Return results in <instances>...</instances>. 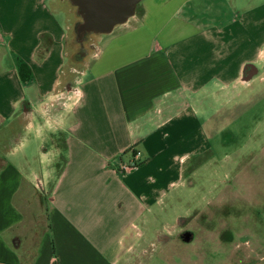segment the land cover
Returning <instances> with one entry per match:
<instances>
[{
	"label": "crops",
	"instance_id": "obj_1",
	"mask_svg": "<svg viewBox=\"0 0 264 264\" xmlns=\"http://www.w3.org/2000/svg\"><path fill=\"white\" fill-rule=\"evenodd\" d=\"M209 1L141 0L75 75L71 7L0 0V264H124L140 248L145 213L205 159L209 96L264 80V0Z\"/></svg>",
	"mask_w": 264,
	"mask_h": 264
},
{
	"label": "rangeland",
	"instance_id": "obj_2",
	"mask_svg": "<svg viewBox=\"0 0 264 264\" xmlns=\"http://www.w3.org/2000/svg\"><path fill=\"white\" fill-rule=\"evenodd\" d=\"M209 2L210 14L220 3ZM64 5L75 15L68 0ZM223 10L230 13L226 1ZM115 35H89L92 43L82 51L73 32L71 72L92 60L97 37L99 44L120 42ZM254 81L249 97L219 102L209 96L205 159L184 185L145 213L140 248L124 264H264V80ZM186 230L192 238L181 236Z\"/></svg>",
	"mask_w": 264,
	"mask_h": 264
},
{
	"label": "water",
	"instance_id": "obj_3",
	"mask_svg": "<svg viewBox=\"0 0 264 264\" xmlns=\"http://www.w3.org/2000/svg\"><path fill=\"white\" fill-rule=\"evenodd\" d=\"M141 0H68L74 7L77 20L73 25L77 40L89 35L108 34L115 26L124 24L135 14ZM250 78L256 71L252 64L246 65Z\"/></svg>",
	"mask_w": 264,
	"mask_h": 264
},
{
	"label": "flooded vegetation",
	"instance_id": "obj_4",
	"mask_svg": "<svg viewBox=\"0 0 264 264\" xmlns=\"http://www.w3.org/2000/svg\"><path fill=\"white\" fill-rule=\"evenodd\" d=\"M92 37L91 36H87L85 38H82L79 41V49L82 51H85L88 47L87 45H90L92 43ZM181 236H183L184 238H192L191 233L189 232V230L184 231V233L181 234Z\"/></svg>",
	"mask_w": 264,
	"mask_h": 264
},
{
	"label": "built area",
	"instance_id": "obj_5",
	"mask_svg": "<svg viewBox=\"0 0 264 264\" xmlns=\"http://www.w3.org/2000/svg\"><path fill=\"white\" fill-rule=\"evenodd\" d=\"M132 167H133L132 164H130V163H124V162H120L119 165H118V169L121 172H125V171L129 170Z\"/></svg>",
	"mask_w": 264,
	"mask_h": 264
},
{
	"label": "trees",
	"instance_id": "obj_6",
	"mask_svg": "<svg viewBox=\"0 0 264 264\" xmlns=\"http://www.w3.org/2000/svg\"><path fill=\"white\" fill-rule=\"evenodd\" d=\"M19 72H20L21 78L24 79L25 76H24V74L22 72V66L19 68ZM52 246H53V243H52ZM53 249H54V246H53Z\"/></svg>",
	"mask_w": 264,
	"mask_h": 264
}]
</instances>
